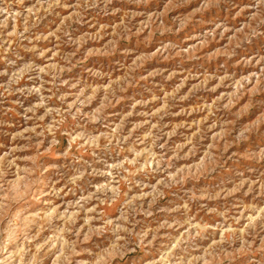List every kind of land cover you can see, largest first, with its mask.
Here are the masks:
<instances>
[{"label": "rangeland", "instance_id": "1", "mask_svg": "<svg viewBox=\"0 0 264 264\" xmlns=\"http://www.w3.org/2000/svg\"><path fill=\"white\" fill-rule=\"evenodd\" d=\"M0 264H264V0H0Z\"/></svg>", "mask_w": 264, "mask_h": 264}]
</instances>
